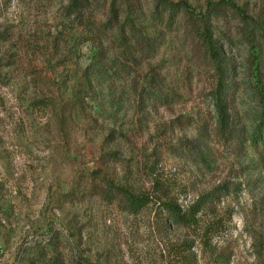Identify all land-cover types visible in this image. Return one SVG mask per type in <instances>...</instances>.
Returning <instances> with one entry per match:
<instances>
[{
	"label": "rangeland",
	"instance_id": "1",
	"mask_svg": "<svg viewBox=\"0 0 264 264\" xmlns=\"http://www.w3.org/2000/svg\"><path fill=\"white\" fill-rule=\"evenodd\" d=\"M70 1L0 0V264H264V0H232L245 21L212 10L218 64L185 10L92 0L81 21ZM170 1L200 19L220 0ZM113 2L119 25L98 37L86 20L106 23ZM96 170L153 203L129 214L104 202L90 193ZM225 187L199 215L203 239L160 208Z\"/></svg>",
	"mask_w": 264,
	"mask_h": 264
},
{
	"label": "trees",
	"instance_id": "2",
	"mask_svg": "<svg viewBox=\"0 0 264 264\" xmlns=\"http://www.w3.org/2000/svg\"><path fill=\"white\" fill-rule=\"evenodd\" d=\"M156 8L163 12H171L172 10H185L191 17V24L193 25L194 38L204 52L216 64L220 62V51L215 42L212 26V10L219 11V9L234 13L236 16L241 17L244 21L247 18V14L244 9L237 5L232 0H220L219 2L208 1V13L201 15L200 19L193 18V14L190 11V7L186 3L172 2L170 0H155ZM92 4V0H71L69 5L66 7V11L70 16H74L75 19L83 21L80 17L81 11L88 9ZM202 14V13H201ZM118 15L116 4L113 2L111 4L109 15L106 23H98L93 21L92 18L86 20V25L91 28V31L95 35L104 36L107 31L115 29L118 24ZM131 30L134 35V42L142 49L148 50L150 41L147 37L141 34L134 23H131ZM219 66V65H217ZM220 88L212 94V99L216 108V113L218 116V125L220 128L221 135H224L226 131L230 130L231 118L229 116V109L227 103V89L224 83L221 82ZM264 104V98H262ZM37 105L40 108H45L48 106L44 101L38 100ZM259 132L264 133V108L261 121L257 128ZM115 131L112 135H114ZM107 157L111 161L117 162L119 159L117 152L106 153ZM93 185H91L90 193L92 192L95 196H99L104 202L108 204L118 205L122 210L128 212L129 214H139L145 208H147L153 199L150 194L137 192L130 188L129 186L117 182L106 174H101V170H96L92 173ZM228 194L227 188L214 189L211 192L200 196L195 202L190 204L188 207L183 208L177 202L170 200L166 201L160 200V208L167 214L168 220L171 225L177 228H184L188 230H198L201 232V239L207 235V230L200 226V213L204 210L205 206L209 203L219 202L223 196ZM203 241V240H202ZM195 245V242L185 243L181 247L185 251L191 250ZM188 264V262H186Z\"/></svg>",
	"mask_w": 264,
	"mask_h": 264
}]
</instances>
